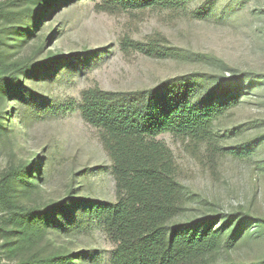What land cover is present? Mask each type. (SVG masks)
<instances>
[{"label":"trees","instance_id":"trees-1","mask_svg":"<svg viewBox=\"0 0 264 264\" xmlns=\"http://www.w3.org/2000/svg\"><path fill=\"white\" fill-rule=\"evenodd\" d=\"M63 1L11 0L0 6V141L2 145L12 143L11 134L20 157L17 165L0 176V262L101 264L95 251L73 249L82 233L98 225L113 246L106 264H264V254L248 262L236 261L232 254L240 245L264 240V216L241 211L228 217L188 218L189 192L179 180L172 151L158 139L168 133L199 150L205 148L212 162L223 150L218 146L215 124L238 104L244 85L250 86L252 81L231 79L225 83L223 79L183 75L146 90L114 92L97 86L82 90L78 111L97 130L110 160L113 202L80 197L82 189L72 179L60 191L44 158L24 147L29 136L22 131L27 127L24 116L4 123L7 106L21 114L24 103L39 114H48V99L36 87L63 64L75 62L72 58L84 62L80 58L85 54L63 59L50 53L39 61L34 55L18 58L10 54L35 37L36 22ZM182 2L103 0L102 9L108 13L169 9ZM12 16L21 24L10 25ZM37 38L42 46V36ZM132 48L152 58L172 54L151 40L122 41V50ZM25 154L28 157L22 159ZM34 166L36 172H32Z\"/></svg>","mask_w":264,"mask_h":264},{"label":"rangeland","instance_id":"rangeland-1","mask_svg":"<svg viewBox=\"0 0 264 264\" xmlns=\"http://www.w3.org/2000/svg\"><path fill=\"white\" fill-rule=\"evenodd\" d=\"M9 1L0 0V6ZM102 1L66 0L50 8L36 22L35 37L11 50L18 58L34 55L35 61L50 53L63 59L85 55L80 58L84 62L72 58L75 62L63 64L36 87L48 99V114H39L24 103L21 114L7 106L4 123L24 116L27 127L22 131L29 134L24 147L44 158L60 191L72 179L82 189L80 197L113 202L110 160L97 130L78 111L82 90L95 86L114 92L146 90L183 75L223 79L225 83L231 79L252 81V85H244L238 104L215 124L218 146L223 150L212 162L205 148L199 150L168 133L158 139L172 151L179 180L189 192L188 218L228 217L241 211L264 216V0H183L176 8L119 13L103 11ZM14 17L10 25H20ZM124 39L151 40L172 54L152 58L133 48L124 51ZM12 143L2 145L0 141V176L20 158ZM32 172H36L35 166ZM73 249L93 250L101 264H106L113 246L94 225L82 233ZM232 254L239 262L256 260L264 254V240L240 245Z\"/></svg>","mask_w":264,"mask_h":264}]
</instances>
